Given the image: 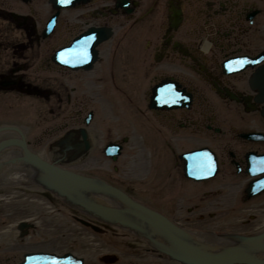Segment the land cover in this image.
Instances as JSON below:
<instances>
[{
	"label": "flooded vegetation",
	"instance_id": "flooded-vegetation-1",
	"mask_svg": "<svg viewBox=\"0 0 264 264\" xmlns=\"http://www.w3.org/2000/svg\"><path fill=\"white\" fill-rule=\"evenodd\" d=\"M6 1L7 0H0V7L5 9L4 12L0 11V118L8 116L9 111H18L20 119H25V110H27V108L23 102H26L27 96L36 99V101H30L33 107H38V103L42 100L44 104L40 106L50 108V106L52 107V104H54V107H56L55 111L60 110L62 112L67 110L65 119L70 121V123L73 119L74 122H79V118L75 114L77 112L76 109H79L81 106H89L88 98L83 97V95L86 96V94H88L89 85L94 88L96 84H99L100 89H105L108 85L110 87L109 89L117 88V91H119V88L120 90L122 89V91H126L122 86H125L128 90L130 86H132V88L134 87V84H136L135 82L140 85L141 81H144L143 84H149L150 81L148 77L158 76V74L159 76L175 80L180 84V87L181 75L184 76L182 80H184L187 85H192V82L194 83V78H203L204 81H202V85L209 88L206 81H209L210 84L212 83L210 85L212 87L210 88H213V91L220 99L228 101L224 106H226L227 109L231 108L232 111L226 120L218 119L216 117L217 113L214 111L216 106L214 107L212 104H209L211 106L207 114L204 110H200V102L196 100L197 97L192 102V105L188 107H194V112L198 113L199 118L193 121V118L188 120L190 126L177 142L179 143V141H181V146L187 145V141L192 142L190 145H193L197 144L201 137L205 138L207 134H210V136L206 138L207 140H203L205 142L203 146L214 154L217 164L219 163L214 178L202 182H193V186L200 188L203 186L205 188V192H200V194L198 192L195 195L196 200H198L199 203L208 200L207 204H212L211 206H216L215 203L218 202L217 205H225L231 208L248 205L250 200L256 203L260 201L264 202V187L260 188V193L251 194L250 192L254 189L253 184L255 180L264 177V173L258 176L249 175V160L247 157H253L254 155H259L260 157L264 156V135L261 134L255 137L247 136L255 132H264V119L260 118V122L257 123L254 121L255 119L249 118V113L242 114V112L245 109L248 110L250 106H248V108H243L244 103H238L239 101L235 100L236 98L244 100L248 97L247 94L254 97L257 93V91L251 92L250 89L248 91L247 88L249 86L245 85L246 79H244V77H249L253 71H249L248 74L240 77V75L237 76L232 72H227L221 63L223 57H226L234 51L232 46H235L236 49L238 48L242 52L249 47H257L255 49L258 51L264 49V43L259 46L257 45L259 41L264 40V0H233L236 4L235 8L228 5L229 3L224 0H209V5L203 2V0H161V2L160 0H145V6L142 4L144 0H128L129 6H133L135 9L131 8L132 13H136L138 16H146L145 18L132 17L133 23L125 27H120L118 25V22H122L123 19L119 20L118 16L113 15V11H108V9L112 10L114 5L120 3V1L126 0H75L71 5L61 8V10L63 9L62 11H64L63 13L57 8H54L55 11L52 10L47 18H45V14L41 12L43 7L50 4V0H35L36 2L33 3V6L36 5L35 8L31 5L23 6L27 4L21 0H10V5L9 1H7V4L5 3ZM12 2L16 5L21 4V7L16 9L15 18L10 17L11 14H6V12L9 13L15 10V5H13ZM222 5L225 6V10H229L230 14H234L233 18L229 17L224 19V21H232L234 24H238V34L234 33L230 38L220 37L214 41L211 39L205 45V41L203 42V40L208 37V34H211V37L215 35L211 31L210 26L215 22L212 19H215V14H218V11L222 9ZM139 7L142 8L139 10ZM230 7L231 9H229ZM178 11L180 14L181 11L184 12L183 18L179 20L178 26H174L171 22V16ZM247 17H253L258 22L255 28L253 24V28H251L252 33H249L250 35L244 34L246 33L244 30L249 23ZM203 18L206 20H203ZM207 20H211L210 26L207 23V27L204 26L203 30H199V27L205 25V21ZM49 21H53L52 24L54 25L51 28V32L53 29L54 31L46 35L43 30L47 28ZM126 22L128 23V21ZM230 23L231 22H228V24ZM107 25L112 26L114 32L120 29L125 30V36H127V38L109 39L107 42H110L109 45L112 47H128V50L122 51L124 53L125 51L126 53L128 52L127 56H122L121 59H123L122 63L129 67L128 69L132 71V73H130L133 75L127 72L124 73L125 75H122L120 69L117 71L114 70V76L105 75V69L103 72L101 65L102 61L98 62V56L103 43H106V39L105 36L102 37L103 35H99L98 32L101 29H107ZM218 28L220 31H228L217 25L216 29ZM127 29H129V31H127ZM261 30L263 31L261 32ZM200 31L204 33L201 35H205V37H199ZM82 32L85 33L83 41L87 40L91 34L98 38V43L96 46H93L91 50V54L94 48L96 52H94L95 54L93 53V63L89 66V69L82 67L72 69L62 64L58 65L54 60L55 54L64 47L72 45L73 43L68 45V42L77 38ZM99 40L101 42H99ZM133 40L139 42V44L142 43L141 47L148 50V53L142 55L139 59L129 52V45ZM78 49L76 50L77 55L83 56L87 53L86 50ZM251 51H253V49H251ZM103 52L107 55L111 54L110 56L113 54V51L109 53L105 51V49ZM116 52H118V49L115 53ZM249 53L250 52H248V54ZM159 54L160 57L163 56V62H157L159 57H156L159 56ZM121 59L118 58L117 60L120 64ZM30 60L36 63L32 69H28L29 71H27L26 68L33 65V63H28ZM146 61L148 62L146 63ZM120 64L118 65L119 67ZM52 67L57 70L52 69ZM160 69L164 70L162 71ZM177 73L178 75H176ZM175 81L170 82L176 84ZM221 83L225 85L223 86ZM79 87L83 99L79 98V102V95L78 97L73 95V97H75V102L79 103L72 104V94L77 91ZM149 87L150 85L144 89L139 86L137 89L142 90V95L144 96V94H150V91H152L153 88L150 89ZM137 89H134V92H136ZM38 94L42 96H38ZM254 100L256 101L255 98ZM201 103L203 105L205 104L203 102ZM68 105H71V110L67 108ZM141 105L144 104L142 103ZM147 106L149 107L148 102ZM5 107L7 109H5ZM181 110L182 109L179 108L176 111L181 113ZM183 110L186 111V108L184 107ZM152 111L156 112L155 114L164 122L167 129L173 131L171 135V133L168 134L163 130V135L160 137L159 134V139L156 137V140H164L166 144L171 143L173 134H175L174 130L181 129V126L184 125L183 120L179 118L174 122V120H171V117L167 118L168 114L164 109L162 111L153 109ZM184 114L187 115L188 113ZM245 115H247V119L243 118V125L238 128L239 119ZM34 117L35 116H32L34 123L37 122L36 125L39 126V118L34 120ZM213 117L216 119L217 125L211 123ZM40 120L43 123L41 126H43L47 119L41 117ZM91 120L90 118L86 122H90ZM253 123H255L254 126ZM15 124H19V122ZM19 125L21 126V124ZM212 125L214 126L213 128ZM73 126H77L76 123L71 125L70 128ZM218 128L222 129L221 135L217 131ZM240 129L243 130L240 131ZM157 130L160 129L158 128ZM44 131H46V129ZM44 131L42 132L43 136H49L51 139L55 136V132H53L52 128H48L47 132ZM43 136L41 137L42 140H44ZM92 137L96 138L94 135ZM37 140H40V136L37 137ZM93 142H95V140L91 141V143ZM43 144H45V142ZM56 146L58 149L59 146ZM42 147L48 148V145H42ZM50 149L53 151V148ZM56 151L58 152V150ZM61 156L65 155L63 153L58 154V159H60ZM180 162L182 167V161L178 156L177 165H179ZM252 162L256 163L259 167L257 161L252 160ZM60 164L63 167L67 165L63 164V161ZM237 166H239L240 169L237 170ZM181 172L183 171L181 170ZM181 178L186 179L185 176H181ZM249 178L251 181L248 183L247 179ZM229 187L231 189L230 191L228 190ZM224 190L228 195V201L226 202L220 197V195L223 196ZM181 192H185L181 193L182 202L187 200L188 202L196 203V200L188 193L189 190ZM195 192H197V190ZM216 197L220 198L218 199ZM207 204L202 205V207L209 206ZM198 207L200 206L198 205ZM210 212L214 211L209 210V213ZM206 213H208L207 210ZM227 213L228 214L223 216V219H226L229 215V210H227ZM260 214L261 213L253 214L254 219L263 220L264 215ZM219 215L220 214H216L215 217ZM250 215L251 213L248 217L253 218ZM204 217L205 214L198 215V218L203 219ZM28 234V236L31 237V233L29 232ZM103 259L107 262L102 264H120L117 257H104ZM134 261L135 260L132 262L134 263ZM98 264L101 263L99 262Z\"/></svg>",
	"mask_w": 264,
	"mask_h": 264
},
{
	"label": "bare ground",
	"instance_id": "bare-ground-1",
	"mask_svg": "<svg viewBox=\"0 0 264 264\" xmlns=\"http://www.w3.org/2000/svg\"><path fill=\"white\" fill-rule=\"evenodd\" d=\"M9 1V5H10V0ZM5 2L6 4L8 2ZM26 2L27 5H23V6H28L31 5L33 8L36 7L33 6V3H35V0H21ZM227 1L229 4L231 5V7L235 8L236 4L233 2V0H224ZM75 0H50V4L43 7L42 9V14H45V18H47V16L51 13V11H55L54 8H57L59 11H61L62 13L64 11L61 10V8H65L69 5H71L72 3H74ZM128 0L126 1H120V3H117L116 5H114L113 9H108V11H113V15L118 16L119 20H122V22H118V25L120 27H125L128 26L130 24H132V17L138 18H145V16H138L136 13H132V9H134L133 6H129L128 4ZM161 2V0H160ZM203 2H206V4L209 5L210 1L209 0H203ZM14 6L15 10H12L11 12H6V14H11L10 17H14L15 18V12L17 8L21 7V4H14V2H12ZM206 5V6H208ZM209 7V6H208ZM231 7L229 9H231ZM142 8V7H141ZM139 7V10L141 9ZM210 8V7H209ZM135 10V9H134ZM0 11L4 12L5 9L0 7ZM33 12V11H32ZM183 13L181 11L180 12H175V14L173 16H171L172 20V25L174 26H178L179 20L183 18ZM220 13V15H219ZM165 14V13H164ZM18 15V14H17ZM51 17V16H50ZM229 17H234V14H230L229 10H225V6L222 5V9L220 11H218V14H215V22L212 23V25L210 26V22L211 20H207L205 21V25L200 26L199 30H203V27H207L206 24L208 23V25L211 27V31L215 34L214 36L211 37V34H208V37H206L203 42L205 41V45L209 42V40H215L218 39L220 37H224V38H230L231 35L238 34V30H239V25L238 24H234L232 21H224V19H227ZM114 18V17H113ZM213 18V16H212ZM249 19V23L247 24L246 29L244 30L246 33V35H250L249 33H252V29L253 28V24H254V28L257 27L256 25L258 24V22L253 18V17H247ZM203 20H206L203 18ZM128 21V23L126 22ZM46 22V21H45ZM44 22V25H45ZM126 22V24H125ZM228 22H231L230 24H228ZM23 23V22H22ZM54 24H47V28L44 29V33L47 35L48 33H52L54 31L51 32V28L53 27ZM218 25V27L220 28H224L227 29L228 31H220L219 28L216 29V26ZM46 27V26H45ZM107 29H101L99 30L98 34L99 35H103L102 37L105 36V38H107L108 36L112 35L113 32V28L110 25L106 26ZM232 30V31H229ZM127 31H129V29H127ZM4 33V32H2ZM129 33V32H127ZM227 33V34H226ZM8 34V33H7ZM84 32H82L77 38L72 39L71 41L68 42V45L71 43H73L70 46H66L64 47L61 51L57 52L54 56V60L55 62L59 65L64 63L65 66H67L68 68H72L75 69L73 67L79 66L85 69H89V65L91 64V60H93L94 57V52H96L95 48L93 49V52L91 54V50L93 48V46H96V44L98 43V38L95 37L93 34V37H90L91 35H89V38L85 41H83V36H84ZM91 34V33H90ZM204 34L202 33V31L199 32V37L203 38L205 37V35H201ZM245 35V36H246ZM264 35V34H263ZM87 36V35H86ZM33 37V36H31ZM85 37V36H84ZM238 38V37H237ZM236 38V39H237ZM34 39V38H33ZM223 39V38H221ZM97 40V41H96ZM73 41V42H72ZM96 41V42H95ZM99 42H101L99 40ZM264 43L263 41H259L258 42V46L262 45ZM81 49V50H86L87 53L84 54L83 56H78L76 57V54L72 51L77 50V49ZM233 48V52H231L229 55H227L226 57H223V61L222 66L223 68L227 71V72H232L234 75H240V77H242V75L248 74L249 71H253L251 73V75L249 77H244V79H246V84L247 86H249L248 88L252 91H257V93L254 95V97H252L251 95L247 94V98H245L244 100H241L240 98H236L235 100L239 101L238 103L242 102L243 104V108L246 107L248 108V106L252 107V114L254 116L255 120H258L257 123L260 122V118L264 119V49H261L262 51H258L257 47H252V48H247L246 50H244L243 52L240 51L238 48L236 49L235 46H232ZM78 49V50H79ZM251 49H253V51H251ZM260 49V48H258ZM258 51V52H256ZM247 52V53H246ZM248 52H250L248 54ZM94 53V54H93ZM63 55L67 54L69 56H74L76 58H72L70 60H65L63 58ZM159 57V60H157V62H163L162 60L164 59L163 56L160 57L157 56L156 58ZM91 58V59H89ZM155 58V59H156ZM148 61H146L147 63ZM28 63H33L32 66H29L26 68L27 71H29L28 69H32L35 65V61L30 60ZM144 63V62H143ZM176 66V65H174ZM51 67V66H49ZM52 69L57 70L56 68L52 67ZM160 70H164V69H160ZM159 70V71H160ZM182 74V72H181ZM178 75V73L176 74ZM184 76L181 75V87L180 84L178 82H176L175 80H171L168 79L166 77L163 76H149V81L150 83H144V81H141V85L137 82H135L136 84H134V86L136 88H138L140 86V88H146L150 85V89H152L151 91V95L149 93L143 94V91L140 89H137L136 92H134L132 95L134 97H137V100L140 103H143L145 106L147 104V102L149 103V107L146 108L144 105L139 106L137 108H145L143 111L144 116L149 119L150 121H145V123L149 122H153V125L157 126V129L159 128L160 130H152V132L156 135V132L158 133V139H159V134H162V131L165 130L168 134L171 133L172 135V130H169L166 128V126L164 125V122L161 121L160 118H158L157 120V116L155 115L156 112H153L152 110H157V111H162L163 109L166 110L167 112V118H172L171 120H174V122L181 118V120H183L184 125L181 126V129H175L174 131V135L172 138L171 143H168V146L166 147V149H163L164 152H167V155L162 156V158L164 157L166 159V156H171L168 160V162H166L163 168H160V172H157V177L154 178V181L157 179L159 181H156V184L160 185L159 190H161L160 188H162L164 191L167 193L168 190H170V194L172 193H178L177 190L180 191H187L189 189V186L192 184L193 182H195L192 179H189L187 181V185L186 183H183V181L185 179L181 178L182 177H187L189 178L191 175H189V177L187 176V171H188V166L189 164H187V162L193 161L194 159H196L195 157L198 156V154L200 155V157H203V161H209L208 159H210L209 156H206L205 154H201V153H197L194 154H189L188 156H185L183 158H180L182 161V167H181V162H180V167L178 164V156L180 157L181 154H187L189 151H194V152H198V150H202L204 148H206L204 145V139L207 140L206 138H208L210 136V134H207V137L203 138L201 137L199 139V141L197 142V144H187V145H182V148L185 147H191L192 148L190 150H184L181 151L179 153V151H175L174 153V149L175 148V144L178 143L177 140H179V138L181 139V137L184 135V133L186 132V129L190 126L189 121L191 118L192 121L196 120V118H199V115L197 112H194V107L192 108H188L192 105V102L195 100L196 95H200L201 97V92H198L199 88H202V81H204L203 78H194V83L192 81V85H187L183 79ZM162 78V79H160ZM143 80V79H142ZM156 81V83H155ZM170 81H175L176 84L170 82ZM208 83L209 88L211 87L210 82L206 81V84ZM245 83V82H244ZM223 86L225 85L224 83ZM176 85V86H175ZM194 85V86H193ZM91 87V85H89ZM152 86V87H151ZM127 88L124 86L123 89ZM148 88V89H149ZM216 88V86H215ZM214 88V89H215ZM222 88V87H221ZM213 89V88H212ZM117 91V88L114 89H110L109 93H112L113 91ZM119 92H122V89L120 90L118 88ZM169 92L170 98L171 99H167L169 98V96L165 95V91ZM92 90L91 92H89L90 94H95L96 91ZM218 93V92H217ZM216 94V93H215ZM142 95V96H141ZM38 96H42L41 94H38ZM83 97H87L84 96ZM82 95H80L78 97V101L80 102V99H83ZM253 98V99H252ZM254 98L256 99V101L254 100ZM218 99V101H220V98L218 95H216V98ZM106 100H108L109 102H107L106 104H109V106H111L110 108L113 110H119V107L117 104H111L112 103V99L111 97L106 98ZM234 100V99H233ZM29 101H36V99H32L30 98ZM46 102V101H45ZM72 104L75 103H79V102H75V97L72 98ZM241 103V104H242ZM260 103V104H258ZM50 106V105H49ZM90 107V108H89ZM99 107H100V102L99 105H94V106H87L86 108L84 106H81L79 109H76L77 112L75 113L78 118H79V122H84L85 118L88 117L91 118L93 120L94 115L97 113V111H99ZM186 108V111L183 110V108ZM215 107V106H214ZM69 110H71V105H68L67 107ZM84 108V109H83ZM179 108H181V113H178ZM217 108V109H216ZM214 109L215 112H219L222 110V112L224 114H227V116L222 117L221 115H219L217 113V118L219 116L218 119H222V120H226L228 118V116L230 115V112L232 111L231 108H223L221 109L220 107H216ZM257 108V109H256ZM56 107H54V104H52V107L50 106V108H46L43 107V113H37L35 111H31L28 115V117L31 116H35L34 120H36L37 118H45L47 119L45 124L42 126V129L44 131V127L47 126L46 131L48 128H52L53 132H55V136L52 138V147H53V152L52 150L50 151L48 148L46 147H40L38 146L39 143H35L37 140V137L33 136L32 137L28 134V132L19 124H13V121L11 120L10 122L7 123H3L0 124V143H9V142H18V141H23L42 161L45 162H49L52 164H56L59 166H62L60 163L63 161V164H76L79 160L80 157H84L86 155L89 154L90 151V144L91 141L95 140L94 137H92L93 135L96 137H102V135H106V129H104L103 127L105 126V124L103 125V119L105 116L102 115L101 117V122H99L98 124L95 123L94 126V130L92 128H87L88 122H84L79 123L76 122L77 126H73L72 128L71 125H74V119L73 121H68L65 119L61 120L60 117L56 116V112L55 111ZM192 109V110H191ZM128 108H124L122 109V113L121 115L126 117L127 116V112ZM60 111V110H59ZM86 111V112H85ZM134 111V110H133ZM241 111V110H240ZM61 112V111H60ZM103 112H99V115L102 114ZM115 113V112H114ZM184 113H188L187 115H185ZM171 114V115H170ZM221 114V112H220ZM63 114H61L62 116ZM241 115V114H240ZM260 115V116H259ZM40 116V117H39ZM74 117V116H73ZM82 117H85L84 120ZM25 118V117H24ZM75 118V117H74ZM240 118V117H238ZM243 118L247 119V115L241 117L239 119L238 125L237 127L239 128L243 122ZM76 119V118H75ZM146 120L143 118V121ZM169 120V119H168ZM178 120V121H181ZM60 121V122H58ZM216 119L213 117L212 119V124L214 123V125H217L216 123ZM172 126V125H171ZM183 127V128H182ZM87 128V129H86ZM38 131L39 129L36 128ZM104 129V134H101V131ZM181 130V131H180ZM40 130V132H43ZM111 131V130H110ZM109 131L110 135V139H113V141L107 143L104 148H103V154L108 156V157H113L112 160H115L114 165L112 166V164L110 166H108V170L107 174L112 175L111 177H113L115 174H121L123 172V166L119 165L118 163H116L117 160L122 159L123 157L120 156V158H116V154H122L121 150L119 151L118 147L121 146V144H119L120 142L116 143L114 142L115 139L114 137H112V133ZM218 133L221 135L222 134V129L218 128L217 129ZM264 131V129H263ZM206 134V133H205ZM256 135L259 134V136L262 134L264 135V132H255ZM163 135V134H162ZM170 135V136H171ZM43 134L41 133L40 137H42ZM165 136V135H164ZM117 137L123 141L125 140V137H119L118 133H117ZM161 137V136H160ZM127 139V138H126ZM141 138H138L137 140H140ZM103 140V139H102ZM159 141V140H158ZM30 144V146H29ZM35 145V147H33V145ZM55 145H58V152L56 151V147ZM38 146V147H37ZM136 146V145H135ZM134 146V147H135ZM198 147V148H197ZM109 149L110 153L107 154V150ZM113 151V153H112ZM63 153L65 156H61L60 159H58V154ZM102 155V156H104ZM111 155V156H110ZM222 156V155H221ZM87 157V156H86ZM248 157V169L254 168V169H258L257 164L250 161L251 159H253L254 161H262L264 162V156H259V155H254L252 156H247ZM65 158V159H64ZM102 158V157H101ZM261 158V160L259 159ZM63 159V160H61ZM87 160V163H89V159L90 158H85ZM262 165H264V163H262ZM260 163H258L259 166H261ZM68 165V166H69ZM218 164L215 165V168L218 170ZM63 167V166H62ZM103 168V167H102ZM237 170L240 169L239 166L236 167ZM159 170V169H158ZM181 170L184 172H181ZM216 170V171H217ZM114 172V173H113ZM97 173V172H96ZM183 173V174H181ZM212 175V172H210ZM90 175H94L97 176L95 173H88ZM216 174V173H215ZM204 175L206 176H210L207 172H204ZM99 177V176H97ZM110 177V176H109ZM110 177V178H111ZM215 176H213L212 178H214ZM100 179L106 181L107 183L113 185L114 187L120 189L121 191L129 194L130 196L138 199L139 201L147 204L148 206L156 209L157 211L165 214L166 216L172 218L173 220L177 221V222H181L178 221L176 219V216L171 215L172 213L177 212V209H170V207H173L174 204L170 203V202H165L162 205H158V207L153 206L152 204H149L151 202V195L149 194L148 196L151 199H147L144 198L146 201H144V199L142 198H137L136 196L132 195L129 191H126L120 184V180L124 179L125 176H118L117 183L116 182H109L107 180H105L104 178H102V176L99 177ZM117 178V177H116ZM186 178V179H187ZM211 178V179H212ZM160 179V180H159ZM177 180H180L179 186H175V183H178ZM260 180V179H259ZM258 179H256L255 181H259ZM150 182H153V180H150ZM262 183H264V180L261 181ZM153 185V183H151ZM150 185V186H152ZM10 186H14L13 188H10ZM56 187L54 184H52L50 181L44 179L42 177V175L39 173V171L36 169V167L34 166V164L31 162V160L28 158V156L26 155V153L23 151V149L20 146H17L15 144H12L6 148H4L1 152H0V201L6 200V202L8 203L7 205L9 206L10 202H12V204H16V203H26L29 200H27L28 197V193L29 191H33L34 189H38L39 188V192L45 193L47 195H49L50 197V202L52 207L51 208V213H56V212H60L61 208L59 206L58 209V204L65 206L66 207V213H69L73 210H76L77 213H75V215H81L82 217L87 218L85 220V222L87 223V228L92 229L94 231V233L98 234V238H103L102 243H105L106 245H101V243H99V240L97 242H94V250L96 251V253L99 252V254L97 255L96 259L94 260L95 263H99L98 260H100L102 258L103 255H106V257H116L115 253L119 250L123 251L125 250H129L128 254H138V258L135 259L133 264H141L142 262H144V259L146 260V258L144 257L145 255H149L152 254L149 258L148 263L149 264H160L161 261L155 260L152 256L153 255H159V256H163L166 257L169 260H173L177 263V264H208V263H194V262H188V261H183L180 260L179 258H177L176 256L172 255L171 253L155 246L154 244H152L151 242V238L150 236L139 232L99 211H97L96 209L90 207L89 205L83 203L82 201L74 198L73 196L67 194L66 192L60 190L58 187H56V189L54 188ZM10 188V189H9ZM15 188V189H14ZM228 190L230 191V187L228 188ZM156 191V189H155ZM251 194L253 193H260L261 190H251L250 191ZM181 193H185V192H180L178 194L181 195ZM173 195V194H172ZM16 197H18L19 199H15ZM170 197V195H169ZM57 201V202H56ZM148 201V202H147ZM18 204V206H19ZM184 205V202L181 201V207ZM21 208V206H20ZM175 211V212H174ZM241 212V211H240ZM253 209H250L249 211H247L245 214L243 213V215H241V217L239 218V223H234V220H232L231 218L228 219V221H232L231 224L229 225V227H225L224 229L222 228H213L211 230V232H215V233H226V234H238V235H251V236H262L264 237V224L262 225V227H257V223H261V221H263L264 223V218L263 220L259 219H254L253 214H256V212H254ZM251 213L250 216L248 217V215ZM57 215V214H56ZM79 215V216H80ZM216 215V212H208L207 213V217H204V221L205 222H209L210 219L209 218H214ZM230 217V216H229ZM254 219V220H253ZM29 219H18L15 220L13 223H9V225L7 226V228L9 227V229L6 230V233L8 234L9 230L12 232L16 233V237L18 238L16 245L14 246L16 248L22 249L21 247L23 246V242L27 243L28 241V237H26L29 233V231L31 230V228L33 227V223L28 222ZM186 222V221H185ZM185 222H181V223H185ZM253 223H255L253 225ZM39 224H41V222H39ZM252 225V227L248 228L247 226ZM69 228L67 227V230L65 233H69V231L72 228V225L68 224ZM256 226V227H254ZM221 229V230H220ZM8 231V232H7ZM9 236L11 234H8ZM31 244V243H30ZM107 244H109L110 248L107 247ZM24 251L22 253H20L19 255H21V260L20 261H16L15 264H91L94 263L92 259L87 258V256H89L90 254H76L75 249L72 250V252L70 251H66L63 253H58V251H53L51 248V250H47V249H41L39 247H29L28 246H23ZM105 249H110V251L105 252ZM101 250V252H100ZM16 252H18L17 249H15L13 252H11V254L13 253V255L16 254ZM20 252V251H19ZM128 252V251H127ZM118 253V252H117ZM127 254V253H126ZM92 256V255H91ZM174 256V257H173ZM16 257V256H15ZM7 260H2L0 264H2L3 262H9L11 260H13V256H9L7 255ZM1 259V256H0ZM124 258H122L120 260V264H125L126 262L123 263ZM122 261V262H121ZM94 263V264H95ZM127 264V263H126ZM164 264H167L164 262ZM227 264H249L247 262L244 261H235V262H230Z\"/></svg>",
	"mask_w": 264,
	"mask_h": 264
},
{
	"label": "rangeland",
	"instance_id": "rangeland-1",
	"mask_svg": "<svg viewBox=\"0 0 264 264\" xmlns=\"http://www.w3.org/2000/svg\"><path fill=\"white\" fill-rule=\"evenodd\" d=\"M142 4L145 6L146 1L145 0L142 1ZM262 31L263 30H261V32ZM122 38H127V36H125L124 29H120L112 33V35L105 38L106 43H103L102 47L100 48L98 62L102 61L101 65L103 68V72L105 69V75L107 76H114L115 75L114 70L117 71L119 69L122 75H125L124 74L125 72L129 73L130 75H133L131 74L132 71L128 69L129 67L125 66V64L122 63L123 59H121L122 56L123 57L127 56L128 52L126 53L125 51L124 53L122 51L126 49L128 50V47H122V48H117L115 46L112 47L111 45H109L110 42H107L109 39H122ZM141 44L142 43L139 44V42H136L133 40L131 41L129 45V52L135 57H137V59H139L142 55L148 53V50L141 47ZM104 49L105 51H108L109 53L113 51L112 56H110L111 54L107 55L105 52H103ZM117 49H118V52L115 53ZM118 58L121 59V64L117 62ZM119 64H120V67L118 66ZM201 87L202 88L198 89V92H201V89H202L201 97L199 94L196 95L197 97L196 100L200 102V105H199V108H201L200 110L202 111L204 110V112L208 114V111H210V106H211L209 104H212L213 106H216V107L220 106L221 109L226 108V106L224 105L228 101L224 99H220L221 101H218V99H215L216 94L212 88H206L205 86H201ZM98 88H99V84H96L94 88L91 86L89 88V92L94 90L96 91V93L92 95L88 92V94H86L89 105L91 106H94L97 104L99 105V102H100L99 111H97V113L94 115L93 120H91L90 122L86 124H88L87 128H92L94 130L95 123L98 124L99 122H101L102 115L105 116L103 119V125L105 124V126L103 128L106 129V135H102V137L100 138L96 136L95 142L90 144L89 154L86 155L88 158H90L89 163H87V160L85 159L87 157L84 156V157H80V160L76 164L72 163L70 165L68 164L69 166L65 165L66 168L73 169V170L80 171V172L87 173V174L95 173L97 176L99 177L102 176V178H104L105 180L109 182H116V183H117L116 179H118V176H123V177L125 176V178L123 180L121 179L119 182L121 183L120 185L126 191H129L132 195L136 196L137 198H141V199L142 198L143 199L152 198L149 204H152L155 207H158V205H162L164 201L173 203L174 206L170 207V209L172 210L177 209L178 211L177 212L174 211L175 213H172L171 215L173 216L175 215L178 221H181V222L187 221L185 222V224L192 225V226L202 228L205 230H211L213 228H217V229L219 228L224 229L225 227L228 228L232 222V221H228L229 218L234 220V223H239L241 222L239 221V218L241 217V215H243V213L245 214L247 210L249 211L250 209H253L254 212H256V214L261 213L262 215H264V206H263L264 202L262 201L256 203L250 200L248 202V205H244L241 207L236 206V208H231L225 205H217L218 202L215 203L216 206H211L212 204H207L208 200H204L199 203V201L196 200L195 195L198 192L199 194L200 192L201 193L205 192L204 190L205 188L203 186L201 188L193 186L194 184L193 185L191 184L189 186L188 193L191 194L192 198L196 200V203L188 202L185 199L186 201H184V205L181 207V195L178 194L181 192L180 190H177L178 193H172L173 195L170 194V190H168L166 193L163 189V186L162 188H160L161 190H159L160 185L156 184V181L158 180L156 179L154 181V178L157 177V172H160V168H163L165 166L164 164L168 162L171 156H166V159L164 157L162 158L163 154L167 155V152H164L163 149H166V147L168 146V143L166 144L164 140H160V141H157L158 139L156 140V137L158 138V133L156 132V135H155L152 132V130L156 129V125H153L155 121L151 123L149 122L145 123V121L147 120L150 121L144 116L143 111H141V110H144L145 108H140V109L137 108L139 106H142L141 105L142 103H140L137 100V97H134L132 95L134 93V89H137V88L135 86L133 88L132 86H130L127 91H122V92L114 91L112 93H109L110 87L108 85L105 89H100V88L98 89ZM247 89L249 91V88ZM73 95L77 97L78 95L79 96L82 95L80 87L78 88L77 91H75L72 94V97ZM150 95H151V91H150ZM108 97H111L112 99L111 104H117L118 106H120L119 110H117V113H116V110H113L110 108L111 107L109 106L110 103L106 104L107 102H109L108 100H106V98ZM29 99L30 97L26 96V102H23V104L27 108V110H25V119L23 118L22 120L20 119L18 111H9L8 116L0 118V124L10 122L11 120L13 121V124L19 122V124H21V126L28 132V134L33 139V136L38 137L41 135L42 132H40V130L43 131L42 126H41L43 123L39 119V126H37L36 125L37 122L34 123L32 116L28 117L30 113L29 110L31 111L35 110L37 113L39 112L43 113V107L40 105L44 104V101L41 100V102L38 103L39 105L38 107H33L30 104ZM201 102L205 104L203 105ZM84 107L86 108L87 106H84ZM145 107L148 108L147 104ZM124 108L129 109L128 110L129 113L128 112L126 113L127 114L126 117L121 115V113L123 112L122 109ZM5 109L7 108L5 107ZM252 111H253L252 107H249V109L248 110L245 109L242 112V114L249 113V116H250L249 118L254 119ZM99 112H103V113L99 115ZM216 113H218L222 117L227 116V114H224L222 110ZM61 114L63 115L61 116ZM66 114H67V110L62 111V112L60 111L56 112V116L60 117L61 120L64 119ZM158 117L159 116H157V119ZM82 118L84 120L85 117H82ZM143 118L146 120L143 121ZM234 118H237V117H234ZM85 121H88V117L85 118ZM254 121L257 122L258 120H254ZM76 122L77 121H75L74 123ZM79 123L83 124L84 122L82 121ZM254 125L255 123H253V126ZM213 127L214 126L212 125V128ZM36 128H38L39 131ZM46 128L47 127L45 126L44 130ZM104 129L101 131V134L102 133L104 134ZM242 130L243 129H240V131ZM109 131L112 133V137H114L115 139L114 142L116 143L120 142L119 144H121V146H119L118 149L119 151L121 150L122 154L121 155L116 154V158H120V156H122L123 158L117 160L116 163H118L120 166L121 165L123 166L124 175L123 173H121V174H115L113 177H111L112 175L110 174L112 173H110L109 175L107 174V171H110L108 170V166H110L111 164L113 166L115 163V160L114 159L112 160L113 157H108L103 154L104 146L107 143L113 141V139H110L109 137L110 135ZM117 133L119 137H125V140L120 141L121 138L119 139L117 137ZM161 135L162 134H160V136ZM43 138L44 140H42L40 137V140H36L35 143L40 142L41 143V144L39 143L40 147H42V145L43 146L48 145V149L51 150L50 148H53L52 139L49 136H43ZM138 138H141V139L137 140ZM44 142L45 144H43ZM186 144H192V142L187 141ZM33 147L35 146L33 145ZM191 148L192 146L182 148L181 141H179V143L175 144V148L173 149L174 151H177V152L179 151L180 153L181 151L190 150ZM150 180H153V182H150ZM188 180L189 179H185L183 183H186L187 185ZM177 181L178 183L174 184L176 187L181 185L179 184L180 180H177ZM250 181H251L250 178L247 179L248 183ZM151 183H153V185ZM13 187L14 186H10V188H13ZM196 190L197 192H195ZM28 193H30L28 194V197H27V200L29 201L26 203L12 204V202H10L9 203L10 205L8 206L7 205L8 203L6 202V200L0 201V256H1L0 263L2 260H7L6 258L7 255L13 256L14 257L13 260H11L10 263L3 262L2 264H15L16 261H20L21 255L19 254L24 251V248H23L24 244L25 246H28V248L36 247V246L41 249H47V250L51 248L53 251H58V253H63L66 251L72 252V250L75 249L76 254H84V253L90 254L89 256H87V258L92 259L93 262L95 263L94 260L96 259L99 252L96 253V251L94 250L95 245L93 241L97 242L99 240V243H101V245L102 244L106 245V244L102 243L101 240H103V238H98L97 233H94L92 229L87 228L88 225L85 222L87 218L82 217L80 214H79L80 216L75 215V213H77L76 210L66 213V207L59 205V204H58V209L60 206L61 208L60 212L58 211L56 213L54 212L51 213L50 211H51V208L53 207L50 203L52 201H50L49 195L39 192V188L34 189L33 191H29ZM149 194L151 195V198L148 196ZM227 196L228 195L225 190L223 191V196L220 195V197L224 199V202L228 201ZM220 197H216V198L219 199ZM15 199H19V198L16 197ZM144 201L146 200L144 199ZM208 203H211V202H208ZM196 204H198L200 207H198V205ZM205 204L211 207L209 206L202 207V205H205ZM257 205H261V206H257ZM206 210L207 212H209V210L210 211L216 210L217 211V212L215 211L216 214H220V215L214 217L213 219L208 217V219H210L209 222H205L203 220L204 218L203 219L198 218V215L205 214V218H206L207 217ZM227 210H229V215L226 217V219H223V216L225 214H228ZM22 218L29 219L28 222L33 223V227L29 231L31 233V237H29L28 236L29 234H28L27 243L23 242V246L21 247L22 249H19V248L14 247V246H17L16 245L17 241H15L18 239V238H15L16 233L9 230V232L7 231L8 234H11L9 236L6 233V230L9 229V227L7 228L9 223H13L15 220L22 219ZM39 222H41V224H39ZM68 224L72 225V228L69 231V233H65L67 230V227L69 228ZM254 224L255 223H253V225ZM263 224H264L263 221H261V223L260 222L257 223V227H262ZM247 227L250 228L252 227V225L247 226ZM109 246L110 245L107 244L108 248H110ZM15 249H17L18 252H16L15 255H13V253L11 254V252H13ZM105 250H106L105 252L110 251V249H105ZM117 252L115 253L117 260L120 261L122 258H124L123 263L126 262L127 264H133L132 261L135 260L136 257H138L136 254H133V253L128 254L129 250H125V249L123 251L119 250ZM151 255L152 254L145 255L144 257L146 258V260L144 259V262H142L141 264H149L148 261ZM104 257H106V255H103L102 258L98 260V262H100L101 264L104 262H107V261H104L103 259ZM152 257L155 260L161 261L160 264H164V262L167 264H177L175 261L169 260L163 256L153 255ZM94 263H91V264H94ZM95 264H98V263H95Z\"/></svg>",
	"mask_w": 264,
	"mask_h": 264
},
{
	"label": "water",
	"instance_id": "water-1",
	"mask_svg": "<svg viewBox=\"0 0 264 264\" xmlns=\"http://www.w3.org/2000/svg\"><path fill=\"white\" fill-rule=\"evenodd\" d=\"M12 144L23 149L44 179L97 211L150 236L152 244L180 260L264 264L262 236L215 233L177 222L97 176L42 161L23 141L0 143V152Z\"/></svg>",
	"mask_w": 264,
	"mask_h": 264
},
{
	"label": "snow or ice",
	"instance_id": "snow-or-ice-1",
	"mask_svg": "<svg viewBox=\"0 0 264 264\" xmlns=\"http://www.w3.org/2000/svg\"><path fill=\"white\" fill-rule=\"evenodd\" d=\"M262 163H264V162H262Z\"/></svg>",
	"mask_w": 264,
	"mask_h": 264
}]
</instances>
